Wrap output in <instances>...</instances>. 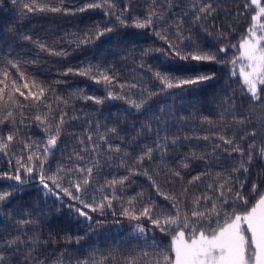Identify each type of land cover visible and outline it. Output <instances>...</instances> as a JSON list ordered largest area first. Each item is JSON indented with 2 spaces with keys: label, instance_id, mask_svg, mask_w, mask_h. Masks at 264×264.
Returning a JSON list of instances; mask_svg holds the SVG:
<instances>
[{
  "label": "snow or ice",
  "instance_id": "6c2138e0",
  "mask_svg": "<svg viewBox=\"0 0 264 264\" xmlns=\"http://www.w3.org/2000/svg\"><path fill=\"white\" fill-rule=\"evenodd\" d=\"M12 2L16 4L18 0ZM60 2L62 5L63 0ZM20 7L22 12L32 14H75L99 9L109 17L114 16L120 27L150 30L164 42L165 47L146 49L141 56L157 54L163 57L162 63L183 62L187 65L179 71L147 66L146 70L158 84L155 89L136 83L117 85L116 74H110L109 70L101 68L98 64H88L78 70L68 68L62 75L72 73L106 86L107 95L104 98L91 95L79 97L85 101L100 105L106 99L123 100L136 111H141L156 96L175 94L173 90L176 89L194 90L201 84L214 80L215 76L201 67L208 63L230 65V75L239 77L242 82L241 94L246 95L248 100L242 102L240 114L237 115V97L226 95L220 102L221 111L217 119L203 117L202 123L218 128L214 140L208 135L196 137L206 142L212 140L211 150H189L177 168L169 167L165 158L170 151L176 152L182 146V141L192 137L169 132V119L175 115L171 110L161 107L152 112V108L148 107L150 115L131 138V142L139 149L137 153L133 154L127 147L122 146L126 142L117 126L100 132L97 124L93 133L84 134L86 138L76 136L78 147L67 156L68 163L56 164L54 169L49 165L46 171L44 165L49 157L54 155L53 150L58 148V140L65 134L64 126L69 123V120H66L68 113L61 108V105L67 106L68 100L58 96L51 86H45L42 82L27 77L17 59L0 58V85H3L0 88V113H3L0 114V154L9 156L10 150L17 142L21 145V152L25 149L28 151L26 157L21 155L17 158L14 174L7 171L0 174V179L14 182L6 189L0 190V228L14 226L12 231L0 235V264H103L102 260L98 261L91 256L87 259H73L71 254L66 255L67 249L58 252L54 259L49 260V247L59 244L60 241L52 233H49L47 238L41 234L38 229L41 213L24 211L17 218L7 210L9 202L21 193L22 186L28 183V180L22 177L21 169L27 177L38 178L39 185L46 189L47 193L56 196L61 204H64V201L54 192L53 187H50V183L63 193L69 201L66 207L74 212L77 218L87 222L89 229H92L93 224L96 227L102 226L101 221L94 220L92 213L103 216L107 209L113 208L114 200L121 199V196L117 195V188L124 191L128 183H134L131 180L133 176L146 177L155 193L169 201L172 211L160 208L150 197L145 201L144 193L138 192L127 199L128 207L121 205L120 214L130 221L147 220L155 229L170 236L171 244L165 248L153 241L148 244L151 251L141 249L136 254L126 255L123 257V264H264V0H244L242 5L239 0H201L199 5L192 4V22L198 23L208 35H213V32L208 31V23H203L208 21L220 40H226L237 32L231 21H238L241 16L250 17L246 27L236 37L235 43L228 39L226 44L214 51L203 48L190 29L182 30L183 19L179 15L169 23V11L180 7L174 0H166L164 5H157V0H151L143 18L131 15L128 4L118 9L113 0H89L75 10L41 4L39 0H27ZM183 14L188 16L189 11L184 10ZM221 17L223 23L217 25L215 21ZM157 23L160 24L159 30ZM110 25L111 22L103 27L99 24L93 25L70 43L77 48L91 45L114 32V27ZM168 27H174V39H170L166 34ZM23 39L36 43L41 51L51 55L68 54L49 49L46 44L33 41L31 36L25 35ZM230 49H235L234 58L227 59L220 55ZM24 63L34 64L35 61ZM139 67L146 66L141 63ZM10 69H14L18 77ZM18 81L24 82L21 84ZM117 86L119 91H114ZM125 88L137 89L140 94L139 102L132 100L124 92ZM22 89H27V92ZM17 93L23 101L16 98ZM5 95L19 113V124L25 127H28L25 121L29 119L23 111L25 108H35L37 113L41 108L47 109L43 115L36 114L31 117L47 134L45 141L38 143L31 138L28 141H17V117L12 108L3 102ZM257 107L261 111L253 116L252 113ZM244 108L248 110L243 111ZM70 119L79 117L73 116ZM148 134H152L151 144L144 143L142 139ZM114 139H119L122 143L113 144L111 140ZM137 141L139 143H136ZM113 154L119 161L116 166L124 168L126 174L110 179L104 177L103 183H100L98 177L105 167L112 166ZM157 156L159 165L153 167ZM25 159L28 163H25ZM33 160L37 163H31ZM194 161L203 163L205 169L186 178ZM8 162L11 163V160ZM217 164L221 171L209 170ZM205 177L208 179L205 180ZM62 181H66L67 186H64ZM162 185L172 187L165 191ZM201 186L206 191L199 193ZM105 188L111 189V193L105 194ZM97 192L101 194L99 197ZM137 204L140 205L138 211ZM224 205L228 207L225 208ZM135 230L147 236L142 224H136ZM81 239L82 237L65 236L63 242L79 244Z\"/></svg>",
  "mask_w": 264,
  "mask_h": 264
},
{
  "label": "trees",
  "instance_id": "16d2710c",
  "mask_svg": "<svg viewBox=\"0 0 264 264\" xmlns=\"http://www.w3.org/2000/svg\"><path fill=\"white\" fill-rule=\"evenodd\" d=\"M24 2H27V0H18L16 4L12 0H0V58L17 59L20 61L21 69L26 73L27 77L34 78L45 86H51L58 96L68 100L67 106L61 105V108L68 113L66 120H69V123L64 126L65 134L58 140V148L53 150L54 155L50 156L48 162L44 165L46 171H48L49 165L54 169L56 164L68 163L67 156L72 153L74 148L78 147L76 136L84 137L85 133H93L97 124H99L100 132H104L106 128L117 126L126 142L122 146L127 147L128 151L133 154L137 153L139 149L135 146V143L131 142V138L150 115L147 110L148 107L152 108V112H156L161 107L171 110L175 115L169 119V132L192 137L190 140L182 141V146L176 152L170 151L165 158V162L169 167L177 168L180 160L183 159V156L189 150H211L212 140L206 142L202 139H196V137L208 135L213 137L214 140V134L218 131V128L202 123L203 117L217 119L221 111L220 102L225 99L226 95L237 97V115L240 114L242 102L248 100L246 95L241 94L242 82L239 77L230 75V65L208 63L201 67L204 71L213 74L215 76L214 80L201 84L194 90L186 89L182 91L176 89L173 90L175 94L156 96L141 111H136L123 100L106 99L100 105L95 104L93 101H85L79 97L91 95L104 98L107 95L106 86L96 84L85 77L73 75L72 73L62 75L68 68L78 70L88 64H98L101 68L109 70L110 74H116L117 85L120 83H136L138 85H146L149 89H155L158 84L152 79L151 73L146 70L147 66H151L153 69L163 70L167 68L179 71L187 67V65H184L183 62L162 63L163 57L157 54L141 56V53L146 49L165 47L164 42L158 36L153 35L150 30L120 27L114 16L109 17L99 9H90L83 13L75 12V14H64L63 12L32 14L21 11L20 6ZM39 2L75 10L89 2V0H63L62 5L60 0H39ZM113 2L118 9L128 4L131 8V15L143 18L151 0H113ZM200 2L201 0H174V3L179 4L180 7L169 11L168 15L171 18L169 23L176 20L177 15H179L183 19L182 30L190 29L197 42L207 50L214 51L216 48L226 44L228 39L235 43L236 37L246 27L250 17L241 16L238 21H231L235 25L237 32L226 40H220L215 35L216 30L211 27L208 21L203 23H208V31L213 32V35H208L199 27L198 23L192 22L191 6L193 3L199 5ZM165 3L166 0H157V5H164ZM239 3L242 5L244 0H239ZM184 10L189 11L188 16H184ZM109 22H111L110 26L114 27V32L101 37L93 44L77 48L70 43L77 35L82 34L91 26L99 24L103 27ZM215 23L221 25L223 17L216 20ZM156 27L159 30L160 24L157 23ZM173 32L174 27L167 28L166 34L170 39H174ZM25 35L31 36L33 41L46 44L49 49L68 54L66 56L51 55L49 52L41 51L36 43L25 41L23 39ZM234 53L235 49H230L227 53L220 55L225 56L227 59H232L234 58ZM24 61H35V63L26 64ZM141 63L145 64L146 67H139ZM10 71L18 77L14 69H10ZM55 81L62 82L55 83ZM18 82L22 84L24 81ZM2 87L3 85H0V88ZM22 90L27 92V89ZM114 91H119L118 86ZM124 92L132 100L139 102L140 94L137 89L129 90L125 88ZM15 96L23 101V98L19 97L18 93ZM3 102L12 108L14 115L17 117V125L19 127L17 141L20 139L28 141L31 138L32 141L39 143L47 139V134L43 131V128L38 127L37 123L31 119L36 114L43 115L47 109L41 108L39 113H37L35 108H25L23 111L29 117L25 121L28 127H25L19 124V113L12 102L7 99V95H5ZM24 103H29V101H24ZM53 106L55 107V103ZM242 110L247 111L248 109L244 108ZM260 111L261 109L257 107L252 115L255 116ZM73 116L79 117V119H70ZM180 117L185 119H178ZM151 136L152 134H148V136L143 137L144 143L151 144ZM94 139H96L95 135ZM111 142L113 144L122 143L119 139L111 140ZM136 143H139V141ZM27 154V149L21 152L19 142L12 147L9 156L0 154V174L5 171L14 174L13 170L17 167V158L21 155L26 157ZM113 157L112 166L105 167L101 176L98 177L100 183H103L104 177L110 179L113 176L119 177L126 174L124 168L116 166L119 161L115 154H113ZM9 160H11V163L8 162ZM25 163H28L26 159ZM31 163H37V161L33 160ZM158 165L159 156L156 157L153 167ZM204 169L205 165L203 163L194 161L186 174V178H190L192 175L204 171ZM209 170L216 172L221 171V168L217 164L213 165ZM21 175L28 180V183L23 185V191L9 202L7 210L17 218L24 211L41 213L38 225L41 234L47 238L49 233H52L60 241L59 244L49 247V260L54 259L58 252L67 249L66 255L71 254L73 259L76 257L87 259L91 256L98 261L102 260L103 264H123V257L126 255L136 254L141 249L151 251V249H148V244L153 241L163 245L165 248H168L171 244V237L155 229L147 220L130 221L120 214L122 211L121 205L128 207L127 199L138 192L144 193L145 201L150 197L160 208L172 211L169 201L157 195L151 187L150 181L144 176L131 177L134 183H128L124 191H120L117 188V195L121 196V199L114 200L113 208L107 209L103 216H100L99 213H92L94 220L101 221L102 226L96 227L93 224L92 229H89L87 222L82 218H77L76 214L66 207L69 202L67 197H64L63 193L55 189L51 183L50 187H53L54 192L61 197L64 204H61V201L56 196L47 193V190L39 185L38 178L31 179L27 177V174L22 169ZM204 179L207 180L208 178L205 177ZM12 183L14 182L0 179V190L6 189ZM61 183L67 186L66 181ZM162 186L165 191L172 187V185ZM246 189L247 184L245 185ZM111 191V189L105 188V194H110ZM204 191L206 189L201 186L199 193ZM209 194L212 193L209 192ZM96 195L99 197L101 194L97 192ZM139 207L140 205L137 204V211ZM224 207L227 208L228 205H224ZM183 210L186 211L187 208H183ZM138 223L145 227L147 231L146 237L135 230V225ZM13 227V225H7L4 228H0V235L12 231ZM65 236L82 237V239L79 244L75 242L65 244L63 242ZM105 257L108 259H104Z\"/></svg>",
  "mask_w": 264,
  "mask_h": 264
}]
</instances>
